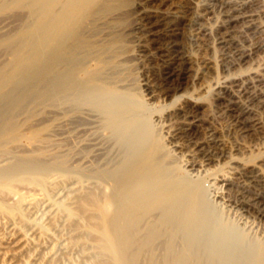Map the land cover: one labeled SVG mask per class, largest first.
Returning <instances> with one entry per match:
<instances>
[{
	"label": "rangeland",
	"instance_id": "374dc122",
	"mask_svg": "<svg viewBox=\"0 0 264 264\" xmlns=\"http://www.w3.org/2000/svg\"><path fill=\"white\" fill-rule=\"evenodd\" d=\"M126 3L123 4L126 7L121 5L97 16L95 26L88 31L95 40L96 52L93 48L88 52L83 49L79 55L87 52L84 60L85 54L76 57L80 61L75 58V63L95 66L92 74L81 77L88 81V87L87 81L80 77H71L70 81L61 69L63 76L59 71L49 72L44 81L38 82L41 86L37 87L32 74L28 81H24L25 77L13 88H4L5 93L0 90V134L6 130L18 134L17 139L0 142V181L7 184L10 173L7 182L16 187L7 184L2 192L5 197L1 194L0 198L9 206L19 202L20 217L24 220L20 222L18 215L12 220L0 214V233L8 236L14 231L11 232L14 236L21 230L27 234L29 246H24L23 255H19H25L20 261L25 264L32 260L36 264L37 259H42L41 264L106 261L109 254L103 253L95 236L85 229L87 217L79 204L85 192L95 194L101 201L110 195L114 182L106 180L104 174L123 155L124 147L107 127L102 112L86 103L92 87H103L144 107L153 135L160 143V160L167 167H177L188 179L200 181L205 190V228L200 230L197 241L186 246L177 235L173 245H167V237L163 235L138 245L139 248L117 245L122 249L124 246L123 252L127 250L120 261L264 263V0H127ZM13 10L0 15V37L14 34L32 20L27 16V8L15 9L18 11L15 13ZM145 11L151 15H144ZM161 13L168 22L159 21ZM18 16L20 20L15 18ZM116 33L123 36L124 46L118 56L102 48ZM2 49L0 66L10 58V52ZM111 57L114 58L110 60ZM177 61L182 64V76L174 74ZM91 76L101 85L94 86ZM74 78L78 81L73 82ZM30 86L32 91H28ZM9 99H15L20 106L14 102L16 108ZM250 157L254 159L250 161ZM30 175L41 177L42 182ZM31 179L35 180L27 184ZM152 217L144 223L154 221ZM141 234L144 237L143 229L138 234L143 238ZM25 257H30V262L26 263ZM18 259L14 258L19 262Z\"/></svg>",
	"mask_w": 264,
	"mask_h": 264
},
{
	"label": "bare ground",
	"instance_id": "6f19581e",
	"mask_svg": "<svg viewBox=\"0 0 264 264\" xmlns=\"http://www.w3.org/2000/svg\"><path fill=\"white\" fill-rule=\"evenodd\" d=\"M126 2L127 0H0V15L9 10L14 9L13 11L15 13V12H18L15 9L27 8L28 9L27 16L32 19L31 22L28 23L24 28L19 27V29L14 34L12 35L9 34V36H5V37L4 36L0 37L1 49L2 47H4L6 48V50L10 52L9 60L5 63L3 62L4 64L0 66V90L3 91L4 88L6 89L7 87H11L12 85L17 84V82H21L22 79L24 80L25 77H27L24 80L26 81L27 79H29V77L32 74L34 75V77L32 76L34 79L33 78L32 79L36 84L40 82L41 80H43V78H45L46 75L48 76L49 72H56V71L61 72V69H63L62 72L66 73L65 75L67 79H69L70 81H72V79H70L71 77L81 78V77H84L89 72L92 74L91 70L93 71V68L95 67L94 65L89 66V65H85V63L84 64L75 63L74 62L75 58L76 57L81 58V56H84L85 51H84V54L83 55L80 54L81 55L80 56L79 55L80 50L82 51L84 49V50H87L88 52V50L90 51L91 48L94 49L95 47H97L95 46V42H94L95 40H92V38L90 37L92 35V34L90 35L91 32L88 35V31L89 30L92 31L91 29L95 26L93 23L98 18L97 16L100 14L109 13L110 10H113L114 8L119 7L123 4L127 5L128 3ZM147 14H150V13L145 11L144 15H147ZM149 16L147 18H149ZM158 17L157 18L160 19L159 21H162L163 23L168 22V21H165L166 19H165L164 14L158 15ZM15 18H19L18 20L21 19L19 16ZM154 21L156 22V20ZM107 41H105L107 42L105 44H102L103 42L101 43L103 45L102 48L106 49L107 51L111 50L108 52L113 51L112 53L115 52L116 55L118 54L117 52L122 51L123 49L122 47H124L122 46L123 36L120 33L114 34L110 38V40H107ZM96 42L98 44V40ZM98 50L100 51V49ZM81 51L80 53H82ZM94 51L96 52L95 49ZM87 52L85 56L82 57V60H84L83 58L87 56ZM95 52H93V54H95ZM167 56L169 57V55ZM77 58L76 60L80 61ZM89 58H93V57L89 56ZM89 58L88 59L86 58L87 59L86 61L89 62L90 60ZM95 58L96 57H94V59ZM113 58L114 57H111L110 60H112ZM114 60L116 61V59ZM91 62L92 61H90L89 63ZM102 66H105V65H102ZM176 68H177L176 71L174 72V70H172V72H174L175 76H182L181 74L184 71L182 68V64L178 62V65L176 66ZM62 72H61V75L63 76ZM97 73H99V70ZM49 77L51 76L49 75ZM52 77L56 78V75H52ZM96 77H97V74H96ZM77 78L76 80L74 78L73 82L74 80L75 82L78 81ZM93 78L94 77H92V79ZM97 78L98 80H102V79H99V77ZM61 79L64 80L63 77ZM80 80H83L84 82L87 81L82 78ZM94 80H96V78L93 79V81L91 80V82L92 83L94 82V86H96L95 83H97V86H98L99 82L97 80H96L97 82H95ZM175 80H179V79L177 78ZM34 82L32 83V85L34 84ZM51 82L53 85L54 82L53 81ZM73 82H71V84ZM82 82L80 81L81 84H83ZM24 83L26 85L27 82H24ZM24 83H22V85ZM45 84H46V81H45ZM75 84L77 85V83ZM75 84L72 85V87H74ZM86 84H85V87H88L89 85L88 81ZM41 85L40 83H38L37 87ZM68 85H70L69 82H68ZM33 86L28 87L30 88L28 91H30L31 88L33 89ZM12 88L10 89V91L12 90ZM62 88L63 87H60V89ZM82 88L84 87L82 86ZM92 88L94 89L89 91L86 103L87 104L88 102L91 103V105H93L97 110H100L102 112L107 127L114 132L112 134L116 135V141L119 144L123 145L124 147L123 155H121L122 156L121 159L117 161L118 162L117 165L112 170L110 171L108 170V172L104 174L106 177V180L109 179L108 181L113 180L114 182V185L112 183L113 189L110 195L108 197L105 196L107 198L104 201L103 199L101 201V199L98 200L97 198L98 196L96 197L95 194L88 193V192L87 194H85L86 193L85 192L82 197L80 196L81 198L79 200L81 212L83 211V213H85L87 217L86 223L84 226L85 229L89 233L95 236L94 239L96 238L97 242L102 246L100 249H103L102 250L104 251L103 253L106 252L107 254L110 255V258H108L109 255L108 257L105 256L106 261L103 260L104 262H101V264H123L120 260L121 258H123L124 252L127 251L125 250L123 252L125 245H137L136 247H138V245L140 244L143 245L144 243L153 241L157 237L163 236V235L167 237V240H168L167 245H173L172 244L173 240L176 238L177 235H180L182 237L184 245L186 246L192 245L195 241H197L196 239L198 238L200 230L204 231L203 228H205V224H203L204 223L203 220L206 214L205 190L201 182L198 180L188 179L185 175L177 171L176 169L177 167L176 168L173 166L167 167L166 164L163 163L162 160H160L161 159L159 158V152L161 149L160 143L158 139L155 138V136L153 135L149 121L147 119L148 112L144 109V107L138 101H132L123 96L113 94L107 91V89L103 87H92ZM14 90H15V87H14ZM7 96L5 95V97ZM10 101H11V104L12 103L14 104V102H16L15 99H11ZM20 104L17 106H20ZM3 128L4 127H2V129ZM1 133L3 134H0V142L5 141V140L10 141V139L12 138L17 139V136H18V134L13 130H6ZM162 154L161 156L164 155ZM253 159L254 157L249 158L250 161H252ZM34 165H35V162H34ZM19 166H24V165L21 164ZM14 170L15 169H13V171ZM4 173L7 174V172H4ZM8 174L7 176L9 177L7 181L9 182L11 179L10 178L11 175L10 173ZM24 175L25 174L22 175L23 178H24ZM22 176H20V178ZM31 176L32 175H30V177ZM27 177L28 176L26 175V178ZM35 177H31V178H35ZM5 178L7 179V177ZM37 178L36 180L41 179V177L38 179ZM34 180L31 179L29 183L27 180H26L27 182L26 181L25 182L27 184H30ZM1 181H0V195L2 194L3 191H5V189L7 188V184H8L7 181H6L7 184L1 183ZM40 181L41 180H39L38 182ZM34 183H36L37 185L41 184V186L43 185L42 183H39V184L37 182H34ZM3 184H5L6 186H4ZM16 184L18 183L16 182ZM8 185H10V187L12 186L15 187V184L12 186L11 184H8ZM8 193L9 192L7 191V194ZM3 197L5 196H3L2 194V198ZM14 205L9 206V204L7 205L5 203L4 199L2 200L0 198V210L2 211V213L0 214L2 215L5 214L6 215L5 217L7 216L12 217V220H14L13 219L14 216L16 217V215H18L17 218L19 217L20 218L19 220L21 222V219L23 217H20V215L22 214L21 213L22 210L18 209L19 202H18V205H16L17 207ZM19 208L21 207L19 206ZM69 213H71V211ZM74 215L75 214H73V216ZM150 216L151 217L155 216V218L152 217L154 221L150 220L152 221L151 223L145 224L144 222ZM22 221L24 220L22 219ZM143 224H145V226ZM142 229H143L144 237H143V234H141L143 238H140L138 237V234ZM11 232H14V231H11ZM11 232L10 234L8 233V236H4L0 233L2 235V236L0 235V264H25L24 261H22L24 263L20 262L21 258L24 257L25 255L21 257L19 255L22 254L21 252H23L22 250L24 246L26 247L28 245L30 238L26 236L27 234L25 235L24 231H23L24 233L21 232V230H19L18 233H13L14 236L11 235ZM117 245L119 246L124 245L123 249L122 247L118 248L119 246L117 247ZM31 253L29 252L28 254L31 255ZM18 257L20 260L18 259ZM30 257L33 258V256H30ZM30 257L28 259H26L25 257L26 263H28L27 260H29ZM14 258L18 259L20 263L17 260L15 261ZM122 260L124 261L125 258ZM37 261L38 262H36V264L39 263L40 260L37 259ZM41 261L39 264H41ZM125 261H124V264H131V262L126 261L127 262L126 263ZM260 261H263V260H260ZM30 264H34L33 260L31 261ZM259 264H264V263L260 262Z\"/></svg>",
	"mask_w": 264,
	"mask_h": 264
}]
</instances>
